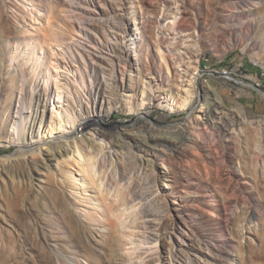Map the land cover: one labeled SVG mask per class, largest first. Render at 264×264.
<instances>
[{
    "label": "rangeland",
    "instance_id": "obj_1",
    "mask_svg": "<svg viewBox=\"0 0 264 264\" xmlns=\"http://www.w3.org/2000/svg\"><path fill=\"white\" fill-rule=\"evenodd\" d=\"M70 1L71 8L66 5ZM225 3L0 0V162L6 167V160L18 161L13 177L1 176L0 169V264H61L59 258L86 264L67 239H55L59 229L54 214L44 207L43 195L53 190L48 180L68 179L62 160L52 161L49 169L39 164L40 173L32 178L26 167L44 157L36 153L43 126L60 115L78 121L92 112V102L105 101L118 103L103 121L106 132L146 133L151 124L180 143L175 150L152 152L163 175L158 189L166 200L164 209L156 205L161 222L153 234L163 235V241L146 254L143 249L149 246H127L121 253L132 259L120 264L149 259L148 264H264V0L239 9L251 27L252 51L238 46L230 33H213L232 12ZM78 20L88 22L86 33L77 27ZM184 21L192 24L191 30H178ZM45 35L57 43L48 45ZM201 46L198 82L192 86L187 82L195 67L190 57ZM90 73L96 80L92 89ZM115 83L117 89H109ZM186 89L195 104L187 111L150 106L144 111L149 123L132 111L144 108L147 98L176 107ZM205 98L209 112L201 111ZM21 106L29 138L9 146ZM191 128L194 134L187 133ZM82 135L78 131L77 137ZM115 157L114 168L128 162L125 155ZM71 173L77 186L65 193L74 213L81 221L90 215L102 220L98 192L73 166ZM135 177L139 191L151 193L150 176L136 172ZM29 206L34 209L30 215ZM95 226L96 239L106 229ZM47 234L50 241L44 243L41 237Z\"/></svg>",
    "mask_w": 264,
    "mask_h": 264
},
{
    "label": "bare ground",
    "instance_id": "obj_2",
    "mask_svg": "<svg viewBox=\"0 0 264 264\" xmlns=\"http://www.w3.org/2000/svg\"><path fill=\"white\" fill-rule=\"evenodd\" d=\"M95 1L92 0L93 3ZM255 1L226 0L225 6L230 7L232 12L228 15L224 23L214 27L215 31L213 33H230L233 35L235 43L238 46L242 47L245 51H252L254 47L250 44L248 38L251 27L246 23L248 18L239 9L241 6L250 2L254 3ZM72 3L70 1L66 5L71 8ZM76 25L80 31L86 33L88 22L78 20V24ZM192 27V24L184 21L178 25V30L189 31ZM44 40L48 45L57 43L56 39H49L47 35H45ZM80 48L83 51L86 50V46L80 45ZM203 49L204 46H201L192 55L194 57H190V59L194 58L190 62L194 63L195 67H192L194 68V73H189L190 78L187 82L192 86L198 82L199 72L198 66L196 65L198 64V59ZM69 57L74 61V54L69 55ZM1 63L2 61L0 60V72L2 70ZM88 78L91 82L92 89V85H95L96 80L92 82L91 73ZM117 87L118 85L116 86L115 83L112 88H108L116 90ZM91 91L89 90V95H91ZM189 92L187 89L184 90L183 93L185 96L176 107L170 106L169 104L164 106L160 102L155 104L152 103L154 99L147 98V102L143 104V106L145 105L144 108L137 107V109H133L132 111H135L140 116L139 118L144 119L147 123L149 121L146 119V113L144 111L150 106L157 105L168 112L187 111L195 105L193 101L194 95ZM202 102L201 111L205 108V112H209V100L205 98ZM92 103V112L90 113L88 111L80 115L78 121L74 118L66 119L60 115V119L55 118L56 120L54 119L47 126H43L42 134L44 135L40 138L41 145L36 153H38V157H40L41 153L44 157L36 162L30 160L28 163L29 166L26 168L29 177L32 178L35 174L40 173L39 164L49 169L52 166V161L57 162L60 159L62 160L61 162L66 168L68 179L61 183L49 179L47 184L49 188L53 189L52 193L46 192L43 195L47 199L44 207L54 214V219L59 229L55 239L59 242L67 239L76 257L83 258L86 264H120L124 259H132L130 253L126 256H123L121 253V251L126 250L127 246L135 245L136 243V248L149 246L143 249L144 254H146L154 251L152 246L157 245L159 241L160 243L163 241L161 239L163 235L157 236L153 234L154 228L161 222V216L158 210H156V205L161 204L164 209V201L166 200H164L163 194L160 193V188L158 189L159 185L157 183L162 179L163 175L160 171H157V157L155 158V153L152 152L157 148L170 147L175 150L179 147L180 143H178V139L170 137L171 133L169 132L154 131L151 124H147L145 128L147 134L138 130L136 131L137 134L135 132H117L116 134L106 132L103 121L110 115L112 109H117L118 103L109 101H105L104 104L99 105L94 102ZM17 114V122L14 123L13 133L8 140L9 146H18L20 143H25L26 139L29 138V134H26L23 106L19 108ZM58 115L59 111L57 113ZM165 119V117L161 118L162 121H165ZM41 125L42 123L40 124L39 130L41 129ZM78 131L83 134L80 138L77 137ZM186 131L187 133L194 134L192 128ZM263 132L260 135L262 137ZM149 134H151L152 138ZM154 136L160 137L154 139ZM32 139L31 136V141ZM138 140L141 142H138ZM118 154L120 156L125 155L128 158V162L126 165L120 162L114 168L113 165L116 162L115 156ZM5 162H7L6 167L2 166V162H0L1 176L2 174H7L13 177L18 172L16 166L18 161L10 162L6 160L3 163ZM72 166L73 169L75 168L82 175L84 182L91 184L92 188L98 192L97 201L99 202V207H102V220H96L94 216L90 215L84 221H81L74 213L71 207L72 203L69 202L65 193L66 188H76L77 186L76 183L70 181V178H74V174L71 173ZM136 172L137 174L141 172L142 174L150 176V182L152 184L151 193L147 194L139 191V184L134 180L136 179ZM132 175L134 179L131 178ZM104 184L107 185L106 188ZM111 192H113L114 201L108 202V197ZM12 195L14 198L17 196L16 193H12ZM29 199L30 196L26 195L27 202ZM26 212L29 215L32 214L34 212L33 207L29 206ZM154 222L157 223L155 224ZM96 224H101L106 229L105 233L97 237L98 239L94 238L92 229ZM62 230L67 236H63L64 232L62 233ZM41 240L46 243L50 241V236L48 234L43 235ZM47 258V252L44 248L42 250V259L46 261ZM59 261L61 264H71L68 260L62 258H59ZM151 261L153 259H149V262ZM149 262L144 264H148Z\"/></svg>",
    "mask_w": 264,
    "mask_h": 264
}]
</instances>
